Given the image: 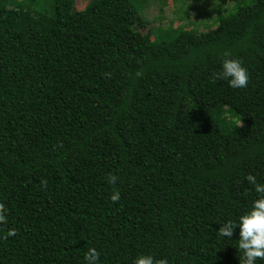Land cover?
Listing matches in <instances>:
<instances>
[{
    "label": "trees",
    "instance_id": "1",
    "mask_svg": "<svg viewBox=\"0 0 264 264\" xmlns=\"http://www.w3.org/2000/svg\"><path fill=\"white\" fill-rule=\"evenodd\" d=\"M16 1L0 0V264H84L89 247L99 264H240L239 227L216 231L257 197L244 177L264 182V0L216 36L166 28L133 49L134 0ZM225 53L245 88L215 78Z\"/></svg>",
    "mask_w": 264,
    "mask_h": 264
},
{
    "label": "rangeland",
    "instance_id": "2",
    "mask_svg": "<svg viewBox=\"0 0 264 264\" xmlns=\"http://www.w3.org/2000/svg\"><path fill=\"white\" fill-rule=\"evenodd\" d=\"M51 3L52 0H45ZM142 20L133 26L131 34L124 38L123 47L133 49L139 39L150 33L153 38H161L166 28H179L181 37L200 35L203 38L216 36L219 33V16L226 15L240 0H134ZM87 2L73 0V9L81 11ZM16 8L28 9V5L17 0ZM224 121L231 122L237 129L242 126L236 114H227ZM240 121L237 124V121Z\"/></svg>",
    "mask_w": 264,
    "mask_h": 264
},
{
    "label": "clouds",
    "instance_id": "3",
    "mask_svg": "<svg viewBox=\"0 0 264 264\" xmlns=\"http://www.w3.org/2000/svg\"><path fill=\"white\" fill-rule=\"evenodd\" d=\"M139 75V73H137ZM215 75V78L223 79L228 86L233 89H243L249 81V74L246 67L238 58L231 57L225 53L224 58L220 62V71ZM240 121H237L239 124ZM244 179L252 186L257 197L252 201L250 208L246 213L239 216L238 221L227 220L219 225L216 231L218 238L232 237L234 229L239 227V239L237 249L241 255L239 257L240 264H256L257 259L264 260V182H258L256 176L249 173ZM117 177L109 175L107 183L115 185ZM121 198V193L118 189H114L109 199L112 202H117ZM6 220V207L0 203V222ZM15 234L13 229L7 231L8 236ZM4 235L0 233V236ZM100 253L94 248L89 247L84 253V264H99ZM132 264H168L167 259H157L151 254L137 255Z\"/></svg>",
    "mask_w": 264,
    "mask_h": 264
}]
</instances>
